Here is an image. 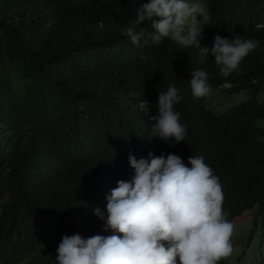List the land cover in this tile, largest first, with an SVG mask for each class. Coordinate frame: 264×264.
Returning <instances> with one entry per match:
<instances>
[{
  "label": "clouds",
  "instance_id": "1",
  "mask_svg": "<svg viewBox=\"0 0 264 264\" xmlns=\"http://www.w3.org/2000/svg\"><path fill=\"white\" fill-rule=\"evenodd\" d=\"M70 3L56 0V12L68 14ZM124 4L122 13L101 3L80 12L73 40L81 64L72 78L77 84L87 79L91 92L106 88L101 103H115L117 116L130 125L119 120L122 138L114 146L95 138L96 146L82 157L76 156L81 138L62 152L33 139L26 128L4 139L0 164L16 173L11 188L18 195L40 204L60 182H72L74 189L58 206L26 217L33 231L23 226L0 232V264H229L237 245L260 255L264 206L255 225L250 211L233 224L225 218L222 180L236 140L204 115L248 99L245 88L231 95L223 78L258 47L248 32L264 26L253 23V16L264 15V3L241 0L227 19L222 0ZM28 26L42 43L70 50L63 26L41 16L30 18ZM170 63L180 70L174 76L154 69ZM247 193L253 195V184L246 201Z\"/></svg>",
  "mask_w": 264,
  "mask_h": 264
},
{
  "label": "trees",
  "instance_id": "2",
  "mask_svg": "<svg viewBox=\"0 0 264 264\" xmlns=\"http://www.w3.org/2000/svg\"><path fill=\"white\" fill-rule=\"evenodd\" d=\"M55 2L0 0V147L9 134L23 133L26 128L33 139L59 152L64 145L74 147L77 146L74 141L83 139L79 145L82 149L76 150V156L82 157L88 147L96 146L95 138L114 146L118 136L122 138L117 127L121 124L119 120L128 126L130 122L126 117L117 116L115 103L109 106L101 103L106 88L91 92L87 79L77 84L72 78L81 64L74 49L73 34L82 20L80 12L95 10L98 3L120 13L127 7L124 0H71L68 14H61L56 12ZM240 4L241 0H222V18L233 17ZM34 16L63 26L66 29L64 40L70 50L64 46L59 52L61 44L58 42L42 43L28 26L29 19ZM253 18H258L254 24H264V15L257 14ZM127 26L136 30L132 20ZM248 35L258 42V47L248 53L235 71L223 78L231 84V95L245 88L248 99L229 105L216 115L205 114L204 118L221 123L227 134L236 140V150L227 158V174L222 180L228 194L229 215L225 218L233 224L243 212L250 211L249 217L255 225L263 215L264 206V100L259 99L260 92L264 91V26L252 29ZM154 69L167 76L180 72L173 63L156 65ZM6 74H12L8 81L4 79ZM193 141L194 136L189 138L188 146ZM0 174L1 233L27 226V216L49 204L58 206L74 189L73 183L65 180L56 190L49 191L42 203L31 204L28 198L11 188L17 175L8 165L0 164ZM7 179L13 181L11 185L6 184ZM252 184L254 193H247L246 201L244 196ZM21 200L20 205L14 204ZM27 227L33 231L31 225ZM32 234L37 236L35 232Z\"/></svg>",
  "mask_w": 264,
  "mask_h": 264
},
{
  "label": "rangeland",
  "instance_id": "3",
  "mask_svg": "<svg viewBox=\"0 0 264 264\" xmlns=\"http://www.w3.org/2000/svg\"><path fill=\"white\" fill-rule=\"evenodd\" d=\"M244 94H240L241 96H245V92H241ZM263 98H264V93L262 94ZM249 224L248 225H242V227H244L242 230H247ZM241 227H238V229H240ZM239 230V231H242ZM252 248H248L245 250V248L243 246H239L237 245L236 247H233V251L232 253L228 256L229 257V264H264V246H262L260 248L259 256H252L250 255V250ZM243 251H245V254L242 255V258L240 260H237V257L239 255H241L243 253Z\"/></svg>",
  "mask_w": 264,
  "mask_h": 264
}]
</instances>
